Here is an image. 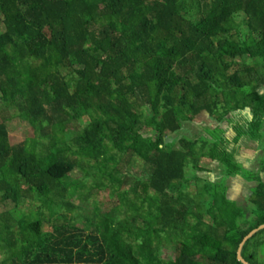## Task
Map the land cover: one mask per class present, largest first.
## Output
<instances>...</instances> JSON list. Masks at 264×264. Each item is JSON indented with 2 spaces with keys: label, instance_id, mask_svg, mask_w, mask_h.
Segmentation results:
<instances>
[{
  "label": "trees",
  "instance_id": "16d2710c",
  "mask_svg": "<svg viewBox=\"0 0 264 264\" xmlns=\"http://www.w3.org/2000/svg\"><path fill=\"white\" fill-rule=\"evenodd\" d=\"M0 19V100L39 135L31 149L12 145L0 124V197L17 206L0 214L3 264H242V243L264 226V179L256 178L251 218L224 185L201 200L195 177L186 178L190 162L198 170L202 158L217 161L227 176L240 168L223 142L204 141L209 154L201 158L199 141L176 147L172 136L183 122L208 114L223 124L248 108L252 127L264 128V0H0ZM243 26L245 41L234 34ZM84 119L73 145L57 140ZM146 130L153 136L144 137ZM70 147L112 178L123 176L126 156L150 168L148 181L133 189L149 192L147 227L130 210L121 218L130 205L113 208L118 223L90 220L91 228L62 213L77 209L64 184L79 167ZM33 196L62 221L53 232H44L40 211L18 212ZM162 234L174 245L172 259L161 257ZM243 258L264 264V230L246 243Z\"/></svg>",
  "mask_w": 264,
  "mask_h": 264
},
{
  "label": "rangeland",
  "instance_id": "374dc122",
  "mask_svg": "<svg viewBox=\"0 0 264 264\" xmlns=\"http://www.w3.org/2000/svg\"><path fill=\"white\" fill-rule=\"evenodd\" d=\"M240 18L239 20H242ZM1 22V19H0ZM0 31H2V26H0ZM235 37L237 39L243 38V40H247L249 37V33L246 26H243L238 33H235ZM238 62H241L242 59L237 58ZM244 67V65H243ZM242 68L241 66H236L235 69ZM63 74L67 76L69 81H73L71 71L68 69L62 70ZM139 108V107H138ZM208 117V116H207ZM207 117L202 115L198 117L193 123L185 124L183 122V130L172 136L173 140H177L175 142L176 147H180V143L182 140L188 143H194L199 141L200 145L197 150L200 157L209 154V151H203L202 146L203 142L206 140V135L210 136L209 143L219 144L222 143L221 134L217 133V131L221 130H212V129H204L205 133H199L197 131H202L201 127L197 123H207ZM230 123L236 126V130L238 132H242L249 136H253L254 138H259L262 143V147L264 148V128L262 130L254 129L251 125L252 116L250 115L249 108L244 112L232 113L229 116ZM5 123L9 133V141L12 145L17 144H27L29 149H31L36 143L39 142V135L36 133L34 127L26 120L20 117L17 109L7 108L2 101L0 100V124ZM227 126L224 124V127ZM87 127V119L77 122H71L66 125L65 134H58L57 140L60 142L66 141V143L71 146L73 145L75 138L79 133L83 131ZM213 131V132H212ZM144 137L153 136L151 130L143 131ZM201 134H206L202 136ZM214 138V139H213ZM48 145L49 142H46ZM39 152H42L41 148H38ZM68 153V157L79 164V167L76 171L71 173L67 180L64 181V184L71 190V193L74 194L72 198V204L76 206V210L74 212H70L67 209L63 210L62 213L67 214L69 219L73 218V215L76 216V219L72 223H76L79 227L88 226L91 228L92 223L90 220H94V222H99L100 220L105 221V223L111 224V222L118 223L119 218H125L126 212L129 210L132 211L133 215L138 216L139 226L147 227L146 222L151 218V213L149 212L151 207V202L149 198V192L144 191L143 189H139L138 191H134L133 189L137 184V181H141L142 183H146L148 181L149 175L151 173L150 168L140 159L131 158L130 156H126L123 158V162L119 165V170L123 173V176L110 175L109 169H105L103 166L98 167L96 162L92 160H88L84 156L78 155L76 147H70ZM206 152V153H205ZM205 153V154H203ZM201 157V158H202ZM203 160V159H202ZM195 161L190 162V165L186 168V178L188 181H191L194 178V175H197ZM225 170L228 171L227 168ZM125 181L128 179L129 184L125 186H118L116 183L112 185L113 181ZM82 184L84 187H81L78 190H75L77 187L73 185ZM223 185V184H222ZM221 185V187H222ZM73 186V187H72ZM214 187V188H213ZM221 187L213 186L212 184L207 185V189L205 186L204 190L199 192L198 198L209 199L214 196L216 192H222ZM23 188L27 189V185L23 184ZM212 191L211 194L207 193V191ZM128 193V196H122L121 194ZM131 195V196H130ZM128 206L125 209L120 210V216L117 213V210L113 208L117 206ZM17 206L13 201H2L0 197V214L4 215L7 212L15 210ZM117 209H120L117 207ZM136 211H135V210ZM23 215L31 214L34 212L40 211L43 215L44 220V232L49 233L53 232L55 225L62 224V221H57L58 215L53 216V212L50 206L46 205L45 202H42L37 196H33L28 200L23 201V203L17 209ZM113 210V211H112ZM97 215V216H96ZM132 216V215H131ZM104 224V223H103ZM161 257L164 260L174 258V245L171 242H167L165 239V234H162V243H161ZM6 257V253L3 249L0 248V264H3V261Z\"/></svg>",
  "mask_w": 264,
  "mask_h": 264
},
{
  "label": "crops",
  "instance_id": "0c3cea01",
  "mask_svg": "<svg viewBox=\"0 0 264 264\" xmlns=\"http://www.w3.org/2000/svg\"><path fill=\"white\" fill-rule=\"evenodd\" d=\"M207 123H197L202 131L204 129L221 130L215 134H221V140L224 143V150L228 155L232 156L234 164L240 168V172L236 176H227L225 167L219 162L209 158H202L200 161L197 175H194L195 182L192 184V190L199 192L207 189L208 184L224 185L226 196L229 201L236 203L239 207L248 211L251 218L253 209L252 196L254 189L258 186L256 178L260 176L264 179V148L262 143L257 138L238 132L236 126L230 123V119L223 124H218L215 120H211L208 114ZM201 117V116H200ZM193 123V122H192ZM224 124L227 126L224 127ZM213 132V131H212ZM205 136L204 134H201ZM210 136L206 135V140L210 141ZM214 139V138H213ZM214 144L215 141H213Z\"/></svg>",
  "mask_w": 264,
  "mask_h": 264
},
{
  "label": "water",
  "instance_id": "95a60500",
  "mask_svg": "<svg viewBox=\"0 0 264 264\" xmlns=\"http://www.w3.org/2000/svg\"><path fill=\"white\" fill-rule=\"evenodd\" d=\"M264 230V226L261 227L260 229L254 231L253 233H251L245 240L244 242L242 243L241 247H240V250H239V254H237V257H238V261L241 262L242 264H249L247 263L244 258H243V250H244V247L246 245V243L251 239L253 238L256 234H258L259 232L263 231Z\"/></svg>",
  "mask_w": 264,
  "mask_h": 264
}]
</instances>
